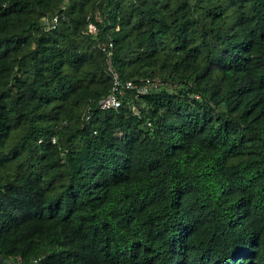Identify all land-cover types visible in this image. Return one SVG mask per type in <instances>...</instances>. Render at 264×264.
<instances>
[{"label": "trees", "instance_id": "obj_1", "mask_svg": "<svg viewBox=\"0 0 264 264\" xmlns=\"http://www.w3.org/2000/svg\"><path fill=\"white\" fill-rule=\"evenodd\" d=\"M0 264H264V0H0Z\"/></svg>", "mask_w": 264, "mask_h": 264}, {"label": "built area", "instance_id": "obj_2", "mask_svg": "<svg viewBox=\"0 0 264 264\" xmlns=\"http://www.w3.org/2000/svg\"><path fill=\"white\" fill-rule=\"evenodd\" d=\"M56 21V19L54 18V22ZM112 47V42L108 41L106 43H103L101 45V49L104 51H107V55L110 54V48ZM115 84H117V82L115 81ZM124 86L126 88H133L136 87V85L132 84L131 81H126ZM140 92H146L147 91V87L141 86L139 88ZM119 99L118 97L114 94V92L108 94L106 97H104L101 101H100V105L102 108H116L117 106H119Z\"/></svg>", "mask_w": 264, "mask_h": 264}]
</instances>
